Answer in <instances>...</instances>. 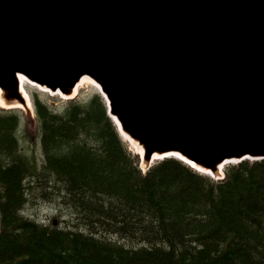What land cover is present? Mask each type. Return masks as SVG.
<instances>
[{
	"label": "water",
	"instance_id": "1",
	"mask_svg": "<svg viewBox=\"0 0 264 264\" xmlns=\"http://www.w3.org/2000/svg\"><path fill=\"white\" fill-rule=\"evenodd\" d=\"M229 9L234 12L227 18ZM28 40H44L54 65L58 43L76 45L66 93L75 94L81 78L92 76L109 99L108 113L120 133L142 147L146 169L172 156L217 178L228 164L264 159V149L258 150L264 129L253 127L260 123L253 113L251 123L243 125L240 118L235 127L225 125L227 140L220 146L192 157L184 153L192 140L203 144L199 134L216 123L208 119L228 100L233 105L223 112L235 123L239 110L256 112L248 99L264 108V0H0V83L10 89L0 86V96L29 112L21 75L61 91L42 80L46 68L19 58L31 51ZM85 53L92 63L82 68ZM259 116L264 121L262 111Z\"/></svg>",
	"mask_w": 264,
	"mask_h": 264
},
{
	"label": "trees",
	"instance_id": "2",
	"mask_svg": "<svg viewBox=\"0 0 264 264\" xmlns=\"http://www.w3.org/2000/svg\"><path fill=\"white\" fill-rule=\"evenodd\" d=\"M76 101L56 113L33 94L45 157L35 168L18 116L5 114L15 110L0 109V264H264V159L228 164L218 179L174 157L142 171L102 95ZM61 185L90 191L74 211L94 226L24 215L26 191L60 196Z\"/></svg>",
	"mask_w": 264,
	"mask_h": 264
},
{
	"label": "rangeland",
	"instance_id": "3",
	"mask_svg": "<svg viewBox=\"0 0 264 264\" xmlns=\"http://www.w3.org/2000/svg\"><path fill=\"white\" fill-rule=\"evenodd\" d=\"M32 73V72H31ZM41 76L39 75L38 79ZM44 78L51 81L52 84L57 85L59 82H57L58 76H51L46 74ZM44 80V79H42ZM10 81V80H9ZM46 81V80H45ZM63 81L60 80V82ZM69 82V81H68ZM242 82V81H241ZM248 82V81H247ZM9 84V82H8ZM49 84V82H48ZM63 84V83H61ZM67 84V83H66ZM82 85V86H81ZM8 86V85H7ZM80 86V87H79ZM77 88V95L75 99L77 100L75 103L79 104H86L85 102L90 98V96L97 92L98 89L93 85L91 82H85L81 83ZM10 87L11 90L13 88V80L10 81ZM23 88L27 92L30 102H31V110L29 112L27 110H23L20 108H12L7 107L6 109H14L15 112L12 113H5V114H16L19 118V126L17 129V138H18V144L20 145V148L25 155L31 156L35 163H33L34 168L37 165L40 166L41 163H44L45 157L41 150L40 143H39V131H38V119L36 117V113L34 110L33 105V94H36L38 98L45 100L47 102V105L52 111H55L56 113H59L62 111V109L65 107L66 99L61 98L59 94H49L46 91H42L39 88H37L35 85H32L31 83L27 82L25 80V83H23ZM253 105H255L256 112L258 111L256 106V101H253ZM258 104V103H257ZM259 105V104H258ZM4 107L0 106V109ZM108 114V112H107ZM260 117V116H259ZM262 117V116H261ZM263 120V118H262ZM263 124V122H260ZM246 125V124H245ZM257 131L258 128L256 129ZM264 133V131H262ZM258 135V133H257ZM260 140V137H259ZM124 145L127 147V150L131 153L132 157L136 155L135 151L132 150L131 146L124 140H122ZM254 141V139H253ZM236 142V141H235ZM257 142V141H256ZM264 142V141H263ZM239 142H237L238 144ZM259 143V142H258ZM257 145V144H256ZM233 146V145H232ZM237 146V145H236ZM240 146V145H239ZM238 146V148H239ZM229 148V146H227ZM241 147V146H240ZM259 147V146H258ZM58 150H61V146L57 147ZM231 151L232 149L229 148ZM209 150V149H208ZM235 150V149H234ZM161 160V159H160ZM157 161V160H156ZM155 161V162H156ZM139 167L142 171L147 170L142 167V165L139 163ZM51 174V173H50ZM53 175V174H51ZM31 177L35 178V176L30 175ZM30 176H27L25 179V186L32 183V178ZM54 176V175H53ZM222 176V175H221ZM51 184V182H49ZM102 184L99 183V186ZM34 186V185H33ZM52 187V186H50ZM43 188H34L29 193L26 191V197L27 202L22 208V211L24 212V215L29 217L30 219H34L37 223L43 224L47 226L48 224L57 223L58 226H63L64 228L70 227V229H74L76 226L90 224L94 226V221L96 217L93 218H87L86 216H80L75 211L74 208L77 210V206H80L83 199L88 195L90 192L88 189H85L86 192L82 191H70L66 190L65 188H60L59 193L60 196H49L46 192H42ZM50 191V190H48ZM100 199H102L103 196H101L99 193H97ZM2 194L0 193V196ZM69 195V196H67ZM72 196V197H71ZM76 197L77 199L73 198ZM104 199H106L104 197ZM96 209V213H97ZM78 211V210H77ZM91 217V216H89ZM106 226L109 227V222L106 223ZM125 244H129L128 241L125 242Z\"/></svg>",
	"mask_w": 264,
	"mask_h": 264
},
{
	"label": "bare ground",
	"instance_id": "4",
	"mask_svg": "<svg viewBox=\"0 0 264 264\" xmlns=\"http://www.w3.org/2000/svg\"><path fill=\"white\" fill-rule=\"evenodd\" d=\"M231 9H233L231 7ZM231 9H229L228 11L224 12L225 16L227 15V18L229 17H232L231 14L234 12L232 11ZM223 12V11H222ZM223 16V15H222ZM40 18V17H39ZM42 18V17H41ZM20 20V19H19ZM41 20V19H40ZM33 41V40H32ZM38 41V40H37ZM24 42V41H23ZM25 43V42H24ZM26 45L30 46V49L31 51L30 52H23L19 58H25L27 59L29 62L31 63H37V64H40L41 67L43 68H46L44 72V74H50L51 76H57V72L62 76V77H59L57 78V82L58 83V86L60 88V96L61 98H64L66 100H69V99H73L75 98V96L73 94H68L66 93V85L68 84V77L71 73V71L73 70L72 66L73 64L69 63L71 62L72 60V56H73V51H75V48H76V45L74 43H71V45L67 44L66 42L63 43L62 41L60 43H58L56 46H57V51H56V54H57V57H58V62L59 64L58 65H54L52 62H51V56L50 54L48 55V51H47V45H46V42L43 40V41H39L38 42H31V40H28L27 43H25ZM35 44H37L36 46H34ZM78 46V45H77ZM22 47V46H21ZM73 48V49H72ZM68 49H71V51H68ZM52 50V49H51ZM53 51H55V49H53ZM87 53V52H86ZM84 54L85 56L83 57V60H82V68H87V64H91L92 61H91V56L89 54ZM55 54V55H56ZM6 59V58H5ZM95 60V59H94ZM55 61V60H54ZM94 63V62H93ZM99 63V62H98ZM54 65V66H52ZM89 66V65H88ZM54 69L55 71L53 70H50V73H48V69ZM38 70V69H37ZM88 70V69H87ZM95 70V69H94ZM17 72L19 73H22L21 70H17ZM29 75H33L35 76L34 78L38 79L39 76H36L34 74H32L31 72L30 73H27ZM39 74V73H38ZM37 74V75H38ZM98 76V75H97ZM93 80H95L92 76H90ZM90 77L88 76H83L81 78V81L80 83L77 85L76 87V91H77V88H79L80 84L83 82H92L93 85L98 89L97 85L90 79ZM66 78V79H65ZM97 78V77H96ZM23 79V78H21ZM44 80H47L46 82H51L49 81L48 79L46 78H43ZM60 82V80H62ZM98 79H100V77L98 76ZM39 80V79H38ZM44 82V81H43ZM23 80H22V83H21V86L23 88ZM45 83V82H44ZM63 83V84H61ZM67 83V84H66ZM123 83H125V81H123ZM107 84V83H106ZM49 85V84H47ZM0 86L4 88V90L6 92H9L10 89L9 87L5 86L3 83H0ZM68 86V85H67ZM79 86V87H78ZM82 86V85H81ZM151 86V85H150ZM150 86H149V89H150ZM232 86V85H231ZM109 87V86H108ZM231 88V87H229ZM24 90V88H23ZM108 90V89H107ZM147 91V90H146ZM149 91V90H148ZM25 95V99H26V102H27V106L26 108H31V102H30V99H29V96L27 94V92L24 90ZM260 93V91H258ZM148 93V92H147ZM229 93V92H228ZM257 93V94H259ZM264 93V92H262ZM261 93V94H262ZM156 95V94H155ZM261 96V95H260ZM108 97H109V91H108ZM142 97V96H141ZM151 97V96H150ZM154 97V95H153ZM259 97V96H258ZM257 97V98H258ZM225 98V97H224ZM253 98V97H252ZM105 103L109 102V99L107 97H103ZM142 99V98H141ZM264 99V98H263ZM249 100V106H252L254 107L255 105H253V101L248 99ZM247 100V101H248ZM225 101V100H224ZM258 102V101H257ZM260 102V101H259ZM263 102V101H261ZM108 104V103H107ZM228 104V105H227ZM227 104H221V108H219L214 116V118L211 116L208 120L209 121H216V123H214L213 125H211V127H208V128H203V130L201 131V133L199 135H203L204 137V141H203V144H199V142H194V140L191 141L190 145L188 146V148H184V153H186L189 157H192L193 156H197L199 155L198 152H201V150H203L204 152H206L207 148L212 145L214 146H220V144H218L219 141H225L227 140L226 139V134L222 132L223 130V127L225 125H229V126H236L237 123L239 122L240 118H243V125L245 124V120L248 122V123H251V120L250 118L252 117L251 113L254 114V116L256 115V118L260 120V122H263V124L261 123H258V122H252L254 123L253 127L255 129H264V121L262 119H260V117H257L259 114H261V111L263 112L264 114V108H261L257 103H256V106H257V112H255L254 110H245V109H241L239 110L238 112V116L239 118L237 119V122L235 123V117L233 119V117H229L227 114H225L223 111H228L230 106H232V102L229 103V100L227 101ZM0 105L2 106H9V107H12V106H20V105H14V103H7L1 96H0ZM111 105L114 109V111H116V113L118 112L119 109H117V107L114 105V101H111ZM246 105V104H245ZM248 105V104H247ZM142 106V104H141ZM152 106V103L149 102L147 108H150ZM241 106V105H240ZM262 106V105H261ZM146 108V109H147ZM251 108V107H250ZM145 110V109H144ZM249 118V120H248ZM252 119V118H251ZM116 120V119H115ZM242 120V119H241ZM116 122L118 123V121L116 120ZM150 122V121H149ZM205 126V125H204ZM236 129V128H235ZM137 135V134H136ZM123 139L126 140L129 145L131 146L132 150L135 151L137 154H141L142 153V147L140 145L137 144L136 141H134L131 137L128 138V136L123 133L122 135ZM263 137H264V133H261L260 134V139L263 140ZM190 138V137H189ZM200 139V138H198ZM143 140V139H142ZM201 142V141H200ZM261 143V142H260ZM148 146V144H147ZM262 148L261 149H258V150H262L264 149V145L261 146ZM212 150V149H211ZM210 150V151H211ZM250 150V149H249ZM231 153V152H230ZM261 153V152H260ZM195 154V155H194ZM200 158V157H199ZM202 158V157H201ZM202 159H206V157L204 156ZM141 165H145L144 162L141 161ZM197 168H199V170H201V172L205 173L207 170L205 168H201L200 166H195ZM220 174V173H219ZM218 174V175H219ZM221 174H223V172H221Z\"/></svg>",
	"mask_w": 264,
	"mask_h": 264
}]
</instances>
